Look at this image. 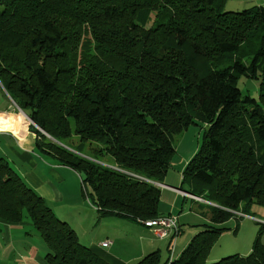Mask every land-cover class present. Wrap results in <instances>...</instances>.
<instances>
[{"label": "trees", "instance_id": "obj_1", "mask_svg": "<svg viewBox=\"0 0 264 264\" xmlns=\"http://www.w3.org/2000/svg\"><path fill=\"white\" fill-rule=\"evenodd\" d=\"M226 3L0 0V91L51 136L31 123L36 146L82 175L99 213L143 225L174 216L180 236V213L160 214L158 184L176 152L173 136L207 125L177 188L209 203L207 229L172 262L156 250L134 264H264L263 232L248 255L208 262L226 230L218 225L264 207V7L231 12ZM242 77L260 78L259 100L243 94ZM74 136L80 147L103 144L93 152L114 162L61 145ZM24 219L48 264H115L81 244L0 155V220Z\"/></svg>", "mask_w": 264, "mask_h": 264}, {"label": "rangeland", "instance_id": "obj_2", "mask_svg": "<svg viewBox=\"0 0 264 264\" xmlns=\"http://www.w3.org/2000/svg\"><path fill=\"white\" fill-rule=\"evenodd\" d=\"M242 0H227L225 11L231 12H241L245 7H243ZM251 6L247 7L250 8ZM260 83L261 80L242 77L239 80L238 86L242 90L244 95H249L257 100L260 99ZM3 95V94H2ZM4 97V95H3ZM0 102H3L2 96L0 95ZM10 102V101H9ZM11 103V108L9 111L16 113V117L27 125H31L30 121L25 117L23 113H20L18 107ZM207 125L201 122L196 124H191L187 130L181 133L175 134L173 136V143L176 148V152L171 159L170 164V176L165 178V184L172 183L170 186L179 188V181L177 184L173 183V180H177L182 175H178L183 168H185L188 161L196 154L199 150L204 131ZM39 130V129H38ZM40 131V130H39ZM47 136L45 133L42 134ZM34 139L35 138H30ZM66 147L71 149L75 153L90 158H98L99 163L108 165V162H114L111 156H102L96 152H93L94 148L102 147L101 143H86L83 147L79 137L74 136L70 140H66ZM80 150L81 152L77 151ZM107 162V163H105ZM184 170V169H183ZM82 175L79 173V183ZM31 188V187H30ZM89 191L91 188L88 186ZM80 189L82 191L83 199L68 202L72 210V217L70 215H65L62 213L60 208L57 206L53 207L55 215L61 220L69 221L70 226L75 229L80 238V243L91 247L93 242L98 243L101 240L107 238L111 239L115 246L113 247L114 253L119 256L124 262L131 264L136 262L142 257L141 251L145 246L146 252L149 254L154 252L157 248L162 249L161 253L162 261L166 262L171 259L176 260L181 252L189 245L194 237H196L200 232H203L207 228L204 227L203 223H207L206 212L211 211V206L207 201L205 203L189 201L186 204L185 212L188 213L185 217L180 219L181 231L180 236L177 238L176 243L173 244L171 252L166 248V241H159L151 234L144 225L139 222L132 221L126 218H122L118 215H105L99 213L97 207L90 200V195L84 196L83 185L80 183ZM165 198L166 194H165ZM78 202V203H77ZM50 206V202L48 203ZM161 204L165 206L161 198ZM180 209L176 210L178 214ZM249 214H236L234 217L230 218L223 225L226 230H223L221 236L215 242L213 247L210 249L208 254V262L214 263L219 261L224 257L239 254L242 256L248 255L255 243L259 234L263 232L264 234V207L259 204H254L249 211ZM68 223V222H67ZM112 235H110V234ZM154 237L152 241L151 238ZM264 240V237H263ZM159 241V242H158ZM159 245V246H158ZM110 249H107V251ZM145 256V255H144ZM143 256V257H144Z\"/></svg>", "mask_w": 264, "mask_h": 264}, {"label": "crops", "instance_id": "obj_3", "mask_svg": "<svg viewBox=\"0 0 264 264\" xmlns=\"http://www.w3.org/2000/svg\"><path fill=\"white\" fill-rule=\"evenodd\" d=\"M241 5L245 8L249 6L264 7V0H242ZM2 94L0 91L3 100V102H0V105L4 102L8 104L6 109L8 124L4 127L3 131H0V155L10 162L11 166L15 168L29 187L43 197L47 203H51L50 207L52 210L53 207L58 205L63 214L72 217V210L70 208L72 204L69 205L68 202L81 201L83 199L80 189L81 182L79 183V173L71 166L62 164L52 156L43 153L36 146V141L30 139L31 137L35 138L31 125L21 122L16 117V113L9 111L11 100L7 94H3L4 97ZM183 169L178 175H182ZM169 174L170 169L165 178H169ZM179 181L182 182V176L178 180L175 178L173 183L177 184ZM181 182L178 184L179 187ZM170 184L172 183H168L167 185L158 184L162 192L161 198L165 204V206L161 204L160 214H176V210L180 209V214H178L181 219L188 214L185 212L186 204L194 198L187 195L186 192L181 191V189L170 186ZM165 194L167 199L165 198ZM201 201L203 200H198L197 202ZM67 222L69 223V221ZM146 228L144 232L148 230L150 234L151 232L154 233L152 229ZM151 236L156 237L159 241H166V248H170L169 239H160L155 233L151 234ZM154 237L151 238L152 241ZM106 242L110 244L105 246L104 243ZM114 246L115 243L109 238L91 244V248L107 260L115 264H126L120 258V255L117 256L114 253ZM107 249L110 250L107 251ZM156 250L160 251V253L164 251L163 247ZM46 253L47 247L43 239L36 232L30 219H24L22 222L15 224L0 220V264H48L45 258ZM140 253L141 255L139 254L138 257L148 254L145 246Z\"/></svg>", "mask_w": 264, "mask_h": 264}, {"label": "built area", "instance_id": "obj_4", "mask_svg": "<svg viewBox=\"0 0 264 264\" xmlns=\"http://www.w3.org/2000/svg\"><path fill=\"white\" fill-rule=\"evenodd\" d=\"M20 113H22V112L20 111ZM30 123H31V121H30ZM187 195H189L190 197L201 200L200 198L195 197L193 195H190V194H187ZM177 221H178V219L175 218L174 216H161V220L147 222L146 226L150 227L160 239H170L171 244H172L170 246L172 248L173 244L176 243V240L178 238V233H179ZM109 244H110L109 242L104 243L105 246H107Z\"/></svg>", "mask_w": 264, "mask_h": 264}, {"label": "bare ground", "instance_id": "obj_5", "mask_svg": "<svg viewBox=\"0 0 264 264\" xmlns=\"http://www.w3.org/2000/svg\"><path fill=\"white\" fill-rule=\"evenodd\" d=\"M7 106L8 104L6 102L0 105V131H3L4 127L8 124L7 110H6ZM159 220H161V217L147 220L144 222V224L147 225V222L159 221Z\"/></svg>", "mask_w": 264, "mask_h": 264}, {"label": "water", "instance_id": "obj_6", "mask_svg": "<svg viewBox=\"0 0 264 264\" xmlns=\"http://www.w3.org/2000/svg\"><path fill=\"white\" fill-rule=\"evenodd\" d=\"M8 95V94H7ZM8 97L10 98V100L12 101V103H14L16 106H17V104L12 100V98L8 95ZM18 107V106H17ZM18 109H19V111H21L24 115H25V117L28 119V120H30L31 121V123L37 128V129H39L42 133H45L46 135H47V137H49V138H51V136L50 135H48L43 129H41L40 127H38L30 118H29V116L25 113V112H23L19 107H18ZM62 146H64V147H66L65 145H63V144H61ZM68 148V147H67ZM213 204V203H212Z\"/></svg>", "mask_w": 264, "mask_h": 264}]
</instances>
